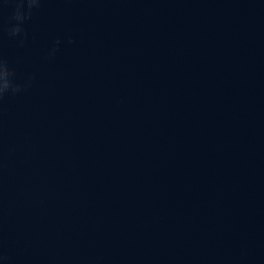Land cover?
Returning a JSON list of instances; mask_svg holds the SVG:
<instances>
[{
    "label": "water",
    "instance_id": "obj_1",
    "mask_svg": "<svg viewBox=\"0 0 264 264\" xmlns=\"http://www.w3.org/2000/svg\"><path fill=\"white\" fill-rule=\"evenodd\" d=\"M12 12L3 264H264V0H42L23 44Z\"/></svg>",
    "mask_w": 264,
    "mask_h": 264
},
{
    "label": "clouds",
    "instance_id": "obj_2",
    "mask_svg": "<svg viewBox=\"0 0 264 264\" xmlns=\"http://www.w3.org/2000/svg\"><path fill=\"white\" fill-rule=\"evenodd\" d=\"M42 0H0V7L12 5L13 12L9 17V24L7 27L8 35L11 37L19 38V43L23 44L26 38L24 30L25 22L31 18L33 10L41 7ZM69 43H73V37L69 36ZM62 39L57 38L54 45L47 52V59H52L56 56L61 44ZM29 77L22 83H19L15 79V72L9 65L0 59V99H3L6 95H17L31 86L32 79ZM4 257L0 256V264H3Z\"/></svg>",
    "mask_w": 264,
    "mask_h": 264
}]
</instances>
